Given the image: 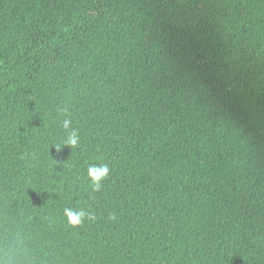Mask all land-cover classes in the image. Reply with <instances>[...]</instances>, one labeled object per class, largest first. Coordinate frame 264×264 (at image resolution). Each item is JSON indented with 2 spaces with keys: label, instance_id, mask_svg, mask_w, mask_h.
<instances>
[{
  "label": "trees",
  "instance_id": "16d2710c",
  "mask_svg": "<svg viewBox=\"0 0 264 264\" xmlns=\"http://www.w3.org/2000/svg\"><path fill=\"white\" fill-rule=\"evenodd\" d=\"M0 264H264V0H0Z\"/></svg>",
  "mask_w": 264,
  "mask_h": 264
},
{
  "label": "clouds",
  "instance_id": "9594fccd",
  "mask_svg": "<svg viewBox=\"0 0 264 264\" xmlns=\"http://www.w3.org/2000/svg\"><path fill=\"white\" fill-rule=\"evenodd\" d=\"M72 121L70 119H64L63 127L64 129H69L71 126ZM79 143V134L76 129H72L66 140L64 141V145H68L70 147H75ZM57 151L59 152L62 148L60 145H55ZM110 168L109 165L106 163L101 164H92L87 169V178L89 181L90 186L92 187L93 191H100L103 187V181L109 177ZM64 215L67 218L68 223L75 227L81 225L86 219L94 220L95 216L85 210L80 209L76 210L73 208H65ZM110 219L115 220L116 216L112 215Z\"/></svg>",
  "mask_w": 264,
  "mask_h": 264
}]
</instances>
